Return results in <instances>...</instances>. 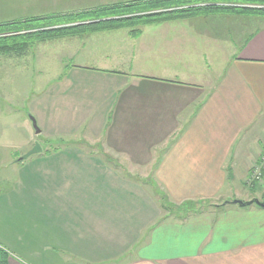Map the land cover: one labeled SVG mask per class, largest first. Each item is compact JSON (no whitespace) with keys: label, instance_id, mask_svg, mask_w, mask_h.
<instances>
[{"label":"crops","instance_id":"0c3cea01","mask_svg":"<svg viewBox=\"0 0 264 264\" xmlns=\"http://www.w3.org/2000/svg\"><path fill=\"white\" fill-rule=\"evenodd\" d=\"M172 23L205 42L123 43L175 47L186 58L177 60L181 71L104 75L99 90L116 132L90 144L95 151L86 144L34 155L54 162L48 175L38 172L43 184L25 181L18 163L6 170L9 155L0 154V249L10 264H264V208L234 204L258 197L245 189L264 150V15L238 10L160 24ZM135 161L171 203L211 209L161 220L138 245V199L134 190L123 196L116 179L138 176Z\"/></svg>","mask_w":264,"mask_h":264},{"label":"rangeland","instance_id":"374dc122","mask_svg":"<svg viewBox=\"0 0 264 264\" xmlns=\"http://www.w3.org/2000/svg\"><path fill=\"white\" fill-rule=\"evenodd\" d=\"M136 1L141 0H0V23L51 15H75L77 17L73 22L83 24L89 20L84 18L86 12L113 8L119 4L131 5ZM240 5L243 7L241 10H264L262 9L264 1ZM227 13L231 12H220V14ZM136 14H126L125 17ZM121 15L123 14H115L105 20L117 19L119 16L122 17ZM192 22L189 21V24ZM175 25L177 24L142 26L139 28L142 33L139 38H133L131 31L123 29L55 41H35L22 54H0V148L2 149L0 154L6 157L9 155L10 166L13 165L6 167V170L7 168L14 170L16 160L30 152L36 142L40 143L43 151L65 152V149L82 148L86 144L91 147L90 144L104 142L109 136L114 135L116 131L110 127L114 125L115 114L110 110L111 106L104 100L99 90L104 82V75L109 71L162 72L166 68L181 71L182 68L177 60L179 57L182 59L186 57L179 56L175 47L165 50L162 44H123L135 39L148 43L171 40L189 43L193 48L205 42L201 33L197 34L194 29L184 27L177 29ZM204 66L208 67L201 63L200 68ZM30 117L37 121L42 131L41 135L35 134ZM104 123L108 129L95 128ZM88 146L82 150L92 152L97 149ZM263 153L264 150L256 164L263 159ZM35 158L38 157L32 156L18 163V174L21 172V175L25 176V181L32 179L37 184H43L44 178L38 172L44 170L45 175H48L49 166L54 162L44 160L38 163ZM133 164L139 167L135 171L139 173L138 176H117L116 179L118 184L122 185L123 196L133 190L134 195L137 196L138 245L143 242L144 233L161 220L185 218L211 207L208 206L209 204L198 206L194 203L182 205L171 203L157 179L148 175L150 169L143 168L145 163L135 161L132 166ZM4 166L6 161L1 168ZM254 166L246 180L249 189L246 188L245 192L255 195L258 193L257 199L264 202V173L257 177ZM9 175L11 177L14 174ZM3 178V172L0 171V184ZM66 179L80 185L81 177L68 176ZM250 179L253 183L249 185ZM5 184L7 182L2 181V185ZM250 190L258 191L252 193ZM227 191L229 197L234 195L231 187H228ZM246 193H242V200H247ZM139 248L140 246L137 250ZM117 258L119 257L114 256L107 261H114Z\"/></svg>","mask_w":264,"mask_h":264},{"label":"trees","instance_id":"16d2710c","mask_svg":"<svg viewBox=\"0 0 264 264\" xmlns=\"http://www.w3.org/2000/svg\"><path fill=\"white\" fill-rule=\"evenodd\" d=\"M255 1L264 0H141L131 5L119 4L113 8H100L86 12L84 18L89 20L83 24L73 22L77 17L75 15H51L7 23L1 22L0 54H22L35 41H55L61 38L114 32L123 29H128L133 38H138L142 35L139 30L142 26L208 17L220 12H236L243 8L240 4ZM247 10L252 11L253 9H244L243 11ZM255 12L264 15V10ZM130 13L137 14L125 17L126 14ZM115 14L123 15L117 19L105 20ZM20 162L22 161L16 160V163ZM0 264H10L8 253L2 249H0Z\"/></svg>","mask_w":264,"mask_h":264},{"label":"water","instance_id":"95a60500","mask_svg":"<svg viewBox=\"0 0 264 264\" xmlns=\"http://www.w3.org/2000/svg\"><path fill=\"white\" fill-rule=\"evenodd\" d=\"M264 9V8H262ZM30 120L33 124V128L35 130V134L36 135H41L42 131L39 129L38 125H37V121L35 120V118L33 117H30ZM43 152V148L41 147L40 143L36 142L35 145H34V148L28 152L26 155L22 156L19 161H26L28 160L30 157L34 156V155H39V154H42ZM234 204H237L241 207H247V206H251L253 204H256L257 206L261 207V208H264V203L261 202L260 200L258 199H254L253 201L251 202H248V203H243L241 201H235Z\"/></svg>","mask_w":264,"mask_h":264},{"label":"built area","instance_id":"2783aa9c","mask_svg":"<svg viewBox=\"0 0 264 264\" xmlns=\"http://www.w3.org/2000/svg\"><path fill=\"white\" fill-rule=\"evenodd\" d=\"M262 156H263V159L260 160V162L254 166V168H255V175L257 177L261 176V174L264 173V153H263ZM250 183H253V180L252 179L249 180V185H250Z\"/></svg>","mask_w":264,"mask_h":264}]
</instances>
